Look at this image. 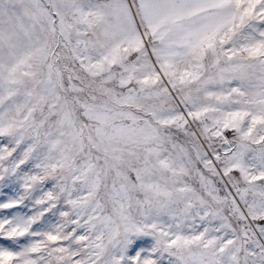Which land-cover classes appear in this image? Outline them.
Segmentation results:
<instances>
[{
  "label": "snow or ice",
  "instance_id": "snow-or-ice-1",
  "mask_svg": "<svg viewBox=\"0 0 264 264\" xmlns=\"http://www.w3.org/2000/svg\"><path fill=\"white\" fill-rule=\"evenodd\" d=\"M0 264H264V0H0Z\"/></svg>",
  "mask_w": 264,
  "mask_h": 264
}]
</instances>
